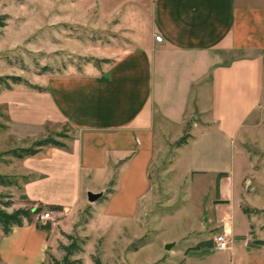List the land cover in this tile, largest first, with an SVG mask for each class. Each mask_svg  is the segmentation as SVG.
<instances>
[{"label": "crops", "instance_id": "crops-1", "mask_svg": "<svg viewBox=\"0 0 264 264\" xmlns=\"http://www.w3.org/2000/svg\"><path fill=\"white\" fill-rule=\"evenodd\" d=\"M97 1L102 14L122 5L118 15L129 44L105 69L50 77L43 93L8 106L20 137L49 124L72 129L65 149L48 146L19 160L24 180L16 207L45 208L56 220L88 203L87 192H101L98 214L111 222L133 220L149 192L156 145L191 122L196 132L179 152L188 150L187 175L209 184L203 221L221 229L231 222L238 238L219 252L222 261L226 255L233 264H264L257 256L264 246L249 245L247 220H235L230 202L234 142L264 113V0ZM53 231L34 221L12 227L0 237L1 263L44 264ZM202 241L210 247L188 255L217 252ZM241 256L245 263H236Z\"/></svg>", "mask_w": 264, "mask_h": 264}, {"label": "rangeland", "instance_id": "rangeland-1", "mask_svg": "<svg viewBox=\"0 0 264 264\" xmlns=\"http://www.w3.org/2000/svg\"><path fill=\"white\" fill-rule=\"evenodd\" d=\"M121 7L102 14L97 0H0V174L16 180L14 186H0L2 202L11 203L7 212L18 209L15 197L24 179L19 160L3 154L47 135H58L56 140L67 144L72 135V129L60 123L20 137L7 115L8 106L27 103L28 95L43 93L50 77L105 69L119 49L129 44V34L121 29ZM11 78L18 81L13 83ZM193 130V124L187 122L159 140L151 162L149 192L135 219L109 221L96 210L104 201L100 198L40 226L54 229L44 264H63L62 246L70 244L76 245L68 256L70 264H94L95 259L101 264H233L226 255L222 261L219 252L223 251L212 241L225 232L231 245L237 238L230 231L231 222L224 229L207 228V220H203L209 214L201 213L209 205V184L187 175L188 150L179 152L196 132ZM181 138L184 145L178 147ZM233 150L235 191L230 202L239 214L235 220L242 221L240 215L247 220L244 238L251 247L262 249L264 245L258 242H264V113L241 130ZM47 211L42 208L38 214ZM32 219L36 223V216ZM2 234L0 227V237ZM207 239L217 252L188 255ZM166 244H171L168 250ZM263 255L257 256L264 260ZM243 259L235 262L245 263Z\"/></svg>", "mask_w": 264, "mask_h": 264}, {"label": "trees", "instance_id": "trees-1", "mask_svg": "<svg viewBox=\"0 0 264 264\" xmlns=\"http://www.w3.org/2000/svg\"><path fill=\"white\" fill-rule=\"evenodd\" d=\"M11 79L13 83L18 81L17 78H11ZM56 137H60V136L56 135L55 137H52L51 135H47L43 138H40L32 142L31 145H29L28 147L15 148V149H12L6 152L3 155H7L12 158L21 160V159H24L26 157L36 154L40 149L44 147L51 146V147L65 149L66 148L65 144L58 142L56 140ZM184 141L185 139L181 138V140L177 142V146L180 147L184 145ZM14 181H16L15 178L0 174V186H3V187L14 186L16 185V182ZM114 183H115V177L109 182L108 188L105 191V195L112 193V187L114 186ZM216 185L218 186V181L216 182ZM1 198L2 196H0V227L4 235L8 234L12 227H21L25 223L33 222L32 218L36 216L42 209L41 207H37L33 209L32 207L26 206V207L14 209L11 212H7L5 208L9 207L11 203L2 202ZM36 227L43 229V230L49 229V226L40 227L37 224H36ZM258 244L264 245V242H258ZM205 245H209L210 247V244L207 243V244H200L199 247H197L196 249L206 247ZM62 249L65 252V255L62 260L63 264H70V262L68 261V256L71 255L72 252L76 251V245L70 244L68 246H62ZM94 264H101V263L98 259H95Z\"/></svg>", "mask_w": 264, "mask_h": 264}, {"label": "built area", "instance_id": "built-area-1", "mask_svg": "<svg viewBox=\"0 0 264 264\" xmlns=\"http://www.w3.org/2000/svg\"><path fill=\"white\" fill-rule=\"evenodd\" d=\"M156 42H162L161 36H155ZM55 216L52 211L48 210L47 212H44L43 214L36 215V223L39 226L45 225L46 222L54 221ZM213 243L215 248L218 251H227L230 250V241L226 238L225 232L223 234H216L213 238Z\"/></svg>", "mask_w": 264, "mask_h": 264}, {"label": "water", "instance_id": "water-1", "mask_svg": "<svg viewBox=\"0 0 264 264\" xmlns=\"http://www.w3.org/2000/svg\"><path fill=\"white\" fill-rule=\"evenodd\" d=\"M102 197V193H91L87 192L86 193V200L89 204L95 203ZM171 247V244H166L165 245V250H168Z\"/></svg>", "mask_w": 264, "mask_h": 264}]
</instances>
